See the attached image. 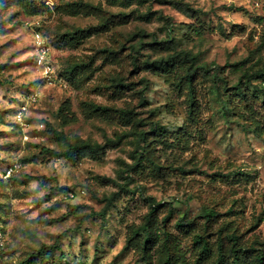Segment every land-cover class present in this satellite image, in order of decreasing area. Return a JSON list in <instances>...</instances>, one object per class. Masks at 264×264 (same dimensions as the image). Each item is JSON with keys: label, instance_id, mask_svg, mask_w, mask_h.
Wrapping results in <instances>:
<instances>
[{"label": "rangeland", "instance_id": "obj_1", "mask_svg": "<svg viewBox=\"0 0 264 264\" xmlns=\"http://www.w3.org/2000/svg\"><path fill=\"white\" fill-rule=\"evenodd\" d=\"M257 1L0 0V172L21 164L0 179L1 264H40L46 247L48 264H213L220 247L232 258L230 233L264 246ZM36 31L53 84L35 64ZM35 89L23 126L14 114ZM67 139L105 153L69 159ZM154 203L158 234L143 249L131 237Z\"/></svg>", "mask_w": 264, "mask_h": 264}, {"label": "trees", "instance_id": "obj_2", "mask_svg": "<svg viewBox=\"0 0 264 264\" xmlns=\"http://www.w3.org/2000/svg\"><path fill=\"white\" fill-rule=\"evenodd\" d=\"M182 10L185 12H191L193 13L195 10L191 7H185L182 5ZM56 73V72H55ZM57 75L62 78L58 73ZM264 75V73H263ZM263 85H264V77L262 78ZM141 98L143 99L144 96L141 95ZM145 100V98H144ZM95 110H103V111H109L112 110V108L97 105L95 107ZM114 110V109H113ZM116 111L124 118L132 119V111L129 109H116ZM67 143V150L64 154L65 157L71 159L74 154H77L79 158L83 157L85 154H90L94 159H101L102 155L105 153V145L99 144V143H90L83 140H76L75 142H71L68 139L66 140ZM16 162L9 163L5 168L0 172V179H3V173L7 169L8 166L11 164H14ZM21 169V167L19 168ZM18 171V170H17ZM17 171L15 173H17ZM13 173L9 178L10 179L13 175ZM159 203L152 204L150 214H148V219L145 224H142L139 228L133 230V236L131 239L136 240L137 242L141 243L143 246V249L148 248V244L150 242H154V236H156L158 233L153 230L151 226V220L150 216L152 213H154L159 208ZM205 217H207L208 220H210L213 216L216 215V213L213 210H208L207 212H204ZM186 225H189L186 223ZM4 232L6 231L3 227H0ZM240 235H236L235 233L228 234V238L231 242V247L229 251L232 253V258H230L222 247L219 248L217 257L215 258L213 264H250L249 258L253 257V263L255 264H264V246L261 248H256L255 246H244L239 245L238 242L240 240ZM196 244L200 245V256L201 258L208 257L211 253V248L208 244V242L203 238V236L197 235L195 237ZM57 249L56 247H46L44 250L46 251V255H50L53 250ZM47 256L44 257L40 264H48L47 263ZM252 263V262H251Z\"/></svg>", "mask_w": 264, "mask_h": 264}, {"label": "built area", "instance_id": "obj_3", "mask_svg": "<svg viewBox=\"0 0 264 264\" xmlns=\"http://www.w3.org/2000/svg\"><path fill=\"white\" fill-rule=\"evenodd\" d=\"M256 6H260L264 9V0L257 1ZM35 42V64L38 71L41 73L43 78L47 80L50 84H53L57 79L55 69L50 61V47L46 37L39 31L34 33ZM67 85L66 83L64 84ZM40 98L39 90H32L28 97L19 104L17 107L14 117L17 122L23 126H27V116L29 114L32 105L37 103ZM43 125V124H42ZM21 164L16 162L7 167L3 173V179L9 178L13 173H15ZM7 245V236L5 232L0 228V264L5 258V250Z\"/></svg>", "mask_w": 264, "mask_h": 264}]
</instances>
